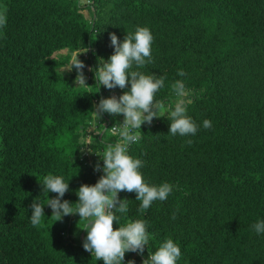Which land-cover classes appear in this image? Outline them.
Wrapping results in <instances>:
<instances>
[{"label": "trees", "instance_id": "obj_1", "mask_svg": "<svg viewBox=\"0 0 264 264\" xmlns=\"http://www.w3.org/2000/svg\"><path fill=\"white\" fill-rule=\"evenodd\" d=\"M5 9L0 264H103L72 238V225L84 228L86 221L78 215L50 218L46 204L57 194H47L41 184L49 174L63 177L69 191L62 202L75 209L79 187L100 178L94 167L99 163L102 171L106 146L120 139L109 128L123 116L103 113L92 127L94 106L108 97L89 69L114 53L110 33L123 42L139 27L153 36L152 62L130 71L164 76L155 99L171 110L177 99L171 86L182 80L192 101L186 115L198 131L168 134L165 113L143 124L139 141L128 146L127 154L143 162L145 183H169L173 190L146 214L138 211L135 192L118 194L128 200V211L116 213L114 230L145 220L150 236L143 255L126 253L125 260L142 264L172 239L181 250L176 264H264V233L252 227L264 221V0H0V11ZM86 48L87 57H78L89 86L82 87L75 83V68L61 70ZM115 90L119 97L130 84ZM205 120L212 122L210 129L203 127ZM36 199L45 205L41 227L30 223Z\"/></svg>", "mask_w": 264, "mask_h": 264}, {"label": "clouds", "instance_id": "obj_2", "mask_svg": "<svg viewBox=\"0 0 264 264\" xmlns=\"http://www.w3.org/2000/svg\"><path fill=\"white\" fill-rule=\"evenodd\" d=\"M6 23L5 9L0 11V28L5 27ZM109 38L114 53L107 61L100 59L99 66L89 71H94L96 85L98 84L99 88L103 86L108 90L124 89L130 84V91L118 98L116 96L101 98L92 111L98 119L103 113L113 117L123 116V122L119 123V126L109 128L111 135L120 139L115 145H107L103 157L99 156L103 161L104 174L95 185L82 184L79 187L76 191L79 199L75 203V209L69 201L62 202L65 193L69 191V182L65 183L63 177L49 174L44 177L42 184L38 180L37 182L47 194H57L55 198H48L46 204L52 210L50 218L58 222L66 216L78 215L79 222L81 220L87 222L83 229L87 232L83 242L85 251L91 253L97 261H103V264H124L126 253L138 252L143 255L150 236L145 220L128 222L126 226H119L114 230V222L118 221L116 213L124 214L128 211V200L119 199L118 194L124 191L135 192L136 200L141 202L138 211L146 214L154 201L166 200L173 190L169 183L160 186H149L145 183L139 171L143 167V162L127 154L128 146L139 141L143 124L150 125L154 118L164 117L165 113H168L171 119L168 134L172 136L195 135L198 128L186 115V105L192 101L188 98L191 93L182 80L175 81L171 86L177 98L175 108L171 110L163 101L155 99L157 91L164 86V76L157 78L154 74L144 75L139 71H130L133 65L142 68L146 63L152 62L151 31L147 27H139L134 34H126L123 42H120L114 33H110ZM87 51L86 48L83 53ZM79 55L74 57L66 68L68 71L73 68L77 71L75 79L77 86L89 87L83 72L85 64L78 59ZM177 74L181 77L186 75L183 70ZM203 127L210 129L212 122L205 120ZM188 143L191 144V140ZM94 171H101L99 163L96 164ZM30 207L31 225L41 227L42 219L45 217V205L36 199ZM172 218H176L175 214ZM252 227L257 234L264 233V221L257 222ZM180 256V247L172 239H167L157 251L149 253L142 264H176ZM127 264H135V261L129 260Z\"/></svg>", "mask_w": 264, "mask_h": 264}, {"label": "rangeland", "instance_id": "obj_3", "mask_svg": "<svg viewBox=\"0 0 264 264\" xmlns=\"http://www.w3.org/2000/svg\"><path fill=\"white\" fill-rule=\"evenodd\" d=\"M82 3V6H84V5H86V1H83V2H81ZM61 72L63 73V74H67L68 73V70H67V68H63L62 70H61ZM86 72H88V68L86 67ZM102 88H104L103 86H101ZM104 92L106 93V95H107V97L108 98H110L111 96H116V97H118V94H117V92H116V90L115 89H113V90H108V89H106V88H104ZM81 222V221H80ZM83 223H84V221H83ZM80 225V223L79 224H73L72 225V232H73V234H72V238H73V240H75L76 242H78V243H82L83 244V242H84V240H85V238H86V235H87V232L84 230V234H83V236H84V239H83V241H81V239H80V234H81V232L83 231V229L84 228H82L81 226H79ZM85 226H86V224H85ZM84 226V227H85Z\"/></svg>", "mask_w": 264, "mask_h": 264}, {"label": "built area", "instance_id": "obj_4", "mask_svg": "<svg viewBox=\"0 0 264 264\" xmlns=\"http://www.w3.org/2000/svg\"><path fill=\"white\" fill-rule=\"evenodd\" d=\"M84 51H82L81 53H80V55L79 56H82L84 59L87 57V52L86 53H83ZM78 56V57H79ZM74 57H76L75 55H73V57L72 58H74ZM114 126V125H113ZM113 126H111V127H113ZM116 126H119V125H116ZM94 128V127H93ZM92 128V129H93ZM109 132H110V130H109ZM110 134H111V132H110ZM94 136V135H93ZM90 139H91V137H90V134H89V137L87 138V140H86V144H88L89 143V141H90ZM96 139L97 140H100L101 139V134H98L97 136H96ZM90 150H89V148H84L83 150H82V153H83V156L86 158V160L88 161V163L90 164V162H91V156H90ZM95 168V167H94ZM96 174H99V177L101 176V175H103L104 173L102 172V171H96ZM65 237L67 238L68 237V235H65ZM124 263L125 264H127V261L126 260H124Z\"/></svg>", "mask_w": 264, "mask_h": 264}, {"label": "crops", "instance_id": "obj_5", "mask_svg": "<svg viewBox=\"0 0 264 264\" xmlns=\"http://www.w3.org/2000/svg\"><path fill=\"white\" fill-rule=\"evenodd\" d=\"M104 89V88H103ZM97 122H99V119L96 117L95 118V121H94V123H92V127H95V126H97ZM85 228V227H84ZM83 234H84V230L81 232V236H80V239H81V241H83V239H84V236H83Z\"/></svg>", "mask_w": 264, "mask_h": 264}]
</instances>
